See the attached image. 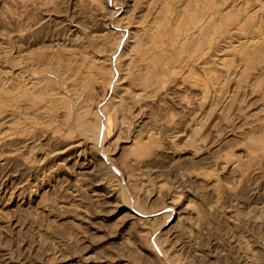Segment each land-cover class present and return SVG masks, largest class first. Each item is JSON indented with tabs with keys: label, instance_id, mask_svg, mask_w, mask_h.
Here are the masks:
<instances>
[{
	"label": "rangeland",
	"instance_id": "1",
	"mask_svg": "<svg viewBox=\"0 0 264 264\" xmlns=\"http://www.w3.org/2000/svg\"><path fill=\"white\" fill-rule=\"evenodd\" d=\"M0 264H264V0H0Z\"/></svg>",
	"mask_w": 264,
	"mask_h": 264
}]
</instances>
